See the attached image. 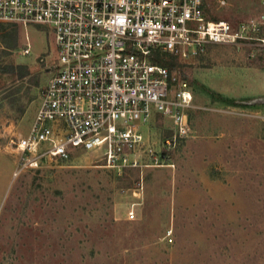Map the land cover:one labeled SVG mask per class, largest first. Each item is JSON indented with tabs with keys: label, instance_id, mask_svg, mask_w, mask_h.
Wrapping results in <instances>:
<instances>
[{
	"label": "rangeland",
	"instance_id": "374dc122",
	"mask_svg": "<svg viewBox=\"0 0 264 264\" xmlns=\"http://www.w3.org/2000/svg\"><path fill=\"white\" fill-rule=\"evenodd\" d=\"M207 14L254 22V40L177 57L194 94L191 137L169 152L174 167L122 172L75 150L15 176V141L34 121L54 44L30 26L23 55L25 33L0 24V67L29 70H0V264H264V6L209 0ZM142 129L158 149L173 124L157 115Z\"/></svg>",
	"mask_w": 264,
	"mask_h": 264
},
{
	"label": "built area",
	"instance_id": "2783aa9c",
	"mask_svg": "<svg viewBox=\"0 0 264 264\" xmlns=\"http://www.w3.org/2000/svg\"><path fill=\"white\" fill-rule=\"evenodd\" d=\"M208 6L209 0H0V24L25 33L23 55L32 51L30 26L47 28L54 44L34 121L15 141V176L75 150L95 152L118 172L174 167L165 162L191 137L194 94L188 81L153 61L157 52L187 61L210 45L241 49L254 40V22L211 19ZM157 115L173 124L158 149L142 129Z\"/></svg>",
	"mask_w": 264,
	"mask_h": 264
},
{
	"label": "trees",
	"instance_id": "16d2710c",
	"mask_svg": "<svg viewBox=\"0 0 264 264\" xmlns=\"http://www.w3.org/2000/svg\"><path fill=\"white\" fill-rule=\"evenodd\" d=\"M154 62L167 66L171 72L177 71L180 66L178 58L175 55L166 52H157L156 57L153 59ZM3 73H14L18 77L22 78L29 74L28 67L26 65H5L0 67ZM221 98V96H220Z\"/></svg>",
	"mask_w": 264,
	"mask_h": 264
}]
</instances>
